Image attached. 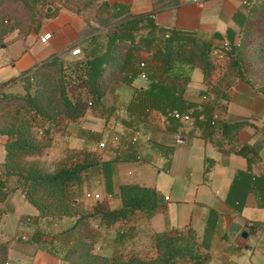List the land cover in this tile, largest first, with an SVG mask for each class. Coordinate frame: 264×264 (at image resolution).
Masks as SVG:
<instances>
[{
	"label": "trees",
	"instance_id": "trees-1",
	"mask_svg": "<svg viewBox=\"0 0 264 264\" xmlns=\"http://www.w3.org/2000/svg\"><path fill=\"white\" fill-rule=\"evenodd\" d=\"M98 1L96 15L105 18H99V25L92 29L96 34L89 41L94 46L91 54L85 53L72 61L53 55L42 61L21 76L23 93L3 89L13 79L0 85V134L7 138L0 173V202L10 195L8 179L15 176L17 187L36 207L40 217H74L71 226L49 236V243L55 240L61 244V249L51 247L50 251L68 264H208L209 248L221 217L215 209H208L201 237L192 226L171 228L154 236V256L123 252L104 255L94 251L100 230L129 219L136 210L148 215L164 210L163 194L156 187L123 183L119 186L120 207L110 209L98 203L88 210L81 201V185L88 171L95 169H99L107 181L109 162L101 161L94 150L71 149L52 164L51 170L40 161L29 160L28 156L41 154L51 145L59 120H76L87 110L109 119L117 106L108 104L105 96L109 94L114 98L120 86L127 85L132 94L125 106L128 114V118L123 119L125 125L148 124L176 132L183 131L190 122L192 128L188 134L211 142L222 153H235L248 161L246 170L239 169L234 174L227 204L241 211L251 192L258 207L264 208V172L252 171V166L262 159L264 134L253 121L226 118L231 89L239 80L264 95L263 85L256 88L253 82L258 60L264 62V34L258 28H264V0L254 5L243 4L244 11L234 16L238 30L228 28L224 34L214 32L209 37L195 30L160 27L154 22L153 12L134 15L130 4L123 1ZM9 3L18 5L21 14L8 9ZM47 5L48 0H0V45L5 44L6 37L14 31L19 37L37 33ZM102 26L106 28L97 33ZM101 42L104 43L102 48L99 47ZM217 48L230 62L218 79L212 81L213 71L221 66L211 57ZM194 69H200L203 75L204 88L199 91L202 101L185 97ZM141 76L147 81L145 88L134 85L135 79ZM75 82L89 94V101L70 95L69 88ZM175 112L189 119H181ZM246 127L260 133L254 143L238 138ZM147 143L170 164L175 145L153 137L148 138ZM136 148V144L130 146L133 152ZM137 159L146 161L141 155ZM94 222L97 228L92 225ZM261 226L252 224L250 228L255 230ZM235 227L234 224L232 229ZM8 250L9 243L0 241V264L8 263Z\"/></svg>",
	"mask_w": 264,
	"mask_h": 264
},
{
	"label": "crops",
	"instance_id": "crops-1",
	"mask_svg": "<svg viewBox=\"0 0 264 264\" xmlns=\"http://www.w3.org/2000/svg\"><path fill=\"white\" fill-rule=\"evenodd\" d=\"M118 1L129 3L134 15L153 12L154 22L160 27L190 29L204 35L214 32L224 34L228 28L238 30L234 16L244 11L242 0H202L201 3L192 0ZM45 32H51L52 36L42 42ZM97 33H102V30ZM94 34L96 32L82 15L61 4H48L37 33L19 37L14 31L6 37V43L0 45V85L13 79L3 89L23 93L25 89L20 78L25 72L53 55L72 61L85 53L91 54L94 46L89 41ZM76 45L82 49L81 56L71 54ZM103 45L101 42L99 47ZM196 70L200 69L192 71L185 97L202 101L199 91L204 88L203 75L201 72L193 85ZM134 85L145 88L147 81L141 76L135 79ZM76 94L82 98L80 93ZM131 94L130 88L117 91L114 98L109 94L105 96L108 104L117 106L116 113L107 120L89 111L76 120H59L51 145L41 154L28 156V159L40 161L52 170L51 164L71 149L96 151L97 139L104 136L111 138L113 128L128 134L130 127L123 123V119L128 118L125 106ZM230 95L226 118L253 121L258 125L259 132L264 134V95L242 80L231 89ZM138 126L143 132L141 139L153 137L175 145L170 164L148 143L140 153L137 148L133 152L123 141H119L115 148L98 153L101 161L109 162L110 176L106 181L99 169L89 170L81 185L82 204L88 210L98 203L110 209L118 208L122 204L120 184L139 183L156 187L164 196L166 208L158 209L151 215L136 210L129 219L118 221L109 229H101L94 251L104 255L123 252L154 256L155 235L171 228L192 226L201 237L208 209L213 208L221 217L209 248L208 264H264V208L258 207L251 192L247 194L241 211L226 202L234 174L239 169L248 168L247 159L235 153H222L211 142L188 134L192 128L190 122L185 124L183 131L179 129L176 132L163 131L148 124ZM260 133L253 127H246L239 132L238 138L242 142L254 143ZM6 139L0 134V173L6 156ZM260 154L261 162L252 166L254 173L264 172V145ZM139 155L145 156L146 161L137 159ZM17 186L18 178L10 177V195L0 202V241L9 243L7 264H68L60 255L50 251L51 247L61 249V244L55 240L49 243V236L71 226L74 217H40L36 207ZM234 224L236 227L232 229ZM252 224L262 226L253 230L250 228ZM92 225L97 226L96 222ZM244 231L248 233L247 237L242 236Z\"/></svg>",
	"mask_w": 264,
	"mask_h": 264
},
{
	"label": "rangeland",
	"instance_id": "rangeland-1",
	"mask_svg": "<svg viewBox=\"0 0 264 264\" xmlns=\"http://www.w3.org/2000/svg\"><path fill=\"white\" fill-rule=\"evenodd\" d=\"M99 2L100 1H98V0H48V4H56V3L61 4L62 6L68 8L74 12H78V13L82 14L84 16L85 21L91 26L92 29L97 28V26L99 25V18H105V16H103V15H101V17H98L96 15L97 5ZM7 8L10 10H16L15 14H17V15L21 14V9L16 4L9 3ZM44 11L46 12V9H44ZM43 18H44V16H43ZM105 26H102L99 28H101V30H102V29L108 27L109 25L106 27ZM258 28H260V32L264 34V28L262 26H260ZM207 37H209V36L207 35ZM211 57L215 61V63L221 65L213 71V73L210 77V80L216 81L218 79V77L222 74V72H224V70H226V67L229 64L230 60L226 57V55L223 53V51L220 48L213 50L211 53ZM199 75L201 76V71L196 70L195 76L193 79V85L197 82ZM253 82H255L254 85L256 88H259L260 85L261 86L263 85V87H264V62H262V61L258 60V63L255 67V77L253 79ZM80 86H82V85L78 84L77 82L73 83L69 88V93L72 97L75 96V93H77V94L80 93L82 95V98L84 99V102H87L89 100L88 94L84 89L80 88ZM119 89L121 91H126V90L130 89V86L122 85V86H120ZM87 111H89L90 113H93L90 110H87ZM93 114H95V113H93ZM97 115L99 116V114H97ZM119 116H121V115L119 114ZM129 129L130 130H129L128 134L125 135L124 133L122 134L120 130H116L115 128H113L111 138L104 136L103 138L97 139L98 144L95 145L97 147L96 152L101 154L102 152L106 151L108 148H115L119 144L118 143L119 141L120 142L123 141L124 145H126L128 149H130L131 145L136 144L138 151L140 153H143L144 149H146L145 147H147L145 145L147 143V139H141V133H143L141 127L133 125ZM121 137L124 138V140H122ZM134 137L137 138L136 141L133 140ZM100 142L105 143V147L103 149H100V147H99ZM142 159H143V157H142ZM53 163H55V162H53ZM52 164H51V166H53Z\"/></svg>",
	"mask_w": 264,
	"mask_h": 264
},
{
	"label": "built area",
	"instance_id": "built-area-1",
	"mask_svg": "<svg viewBox=\"0 0 264 264\" xmlns=\"http://www.w3.org/2000/svg\"><path fill=\"white\" fill-rule=\"evenodd\" d=\"M192 1H194V2H198V3H201L202 2V0H192ZM258 1H260V0H242V2H243V4L244 5H254L255 3H257ZM52 36V33L51 32H45L44 34H43V36L41 37V41L42 42H45V41H47L50 37ZM167 36V35H166ZM82 49H81V47L79 46V45H76V46H74L72 49H71V54L73 55V56H80V55H82ZM144 78H145V76H143ZM175 115L177 116V117H180L181 119H184V120H188L189 119V117L187 116V115H180L179 113H177V112H175ZM134 141H136L137 140V138L136 137H134V139H133ZM99 147H100V149H103L104 147H105V143L104 142H100L99 143ZM98 197V196H97Z\"/></svg>",
	"mask_w": 264,
	"mask_h": 264
},
{
	"label": "water",
	"instance_id": "water-1",
	"mask_svg": "<svg viewBox=\"0 0 264 264\" xmlns=\"http://www.w3.org/2000/svg\"><path fill=\"white\" fill-rule=\"evenodd\" d=\"M242 236L243 237H247L248 236V233L246 231L242 232Z\"/></svg>",
	"mask_w": 264,
	"mask_h": 264
}]
</instances>
